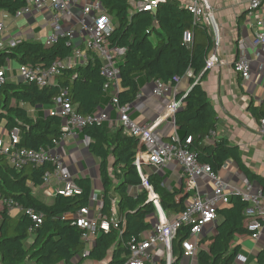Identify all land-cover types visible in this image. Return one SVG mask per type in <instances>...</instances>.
Returning a JSON list of instances; mask_svg holds the SVG:
<instances>
[{"label": "trees", "instance_id": "1", "mask_svg": "<svg viewBox=\"0 0 264 264\" xmlns=\"http://www.w3.org/2000/svg\"><path fill=\"white\" fill-rule=\"evenodd\" d=\"M99 1L112 25L107 37L108 48L125 49L118 65V104L130 105L134 101L139 92L137 80L140 76L147 81L167 83L173 77L183 78L190 72L188 92L176 97L183 106L173 116L174 125L180 143L185 144V140L190 138V144L186 145L189 152L200 164L209 165L216 173V152L232 153L235 149L224 139L215 141L212 146L202 143L215 130L217 123V113L201 86L207 72L204 69L205 58L214 47L211 31L204 25L194 24L192 15L177 0L162 1L152 12H133L131 0ZM25 5L24 0H0V11L12 15ZM185 31L192 32L189 44L183 42ZM71 52L72 45L67 44L64 38H58L48 46L43 42L22 41L0 50V66L11 60L21 66L48 68L53 63L64 61ZM100 63L94 57L84 65L63 68L56 78V85L43 88L34 83L5 81L0 87V128L7 133L13 129L19 131L18 148L32 151L53 148V140L62 137V119L41 113L43 109L52 107L53 100L61 92H66L76 113L81 116L95 114L110 105L111 96L103 89ZM25 106L36 110L38 116L31 118ZM251 112L256 119L263 118L264 104L251 106ZM80 133L90 140L88 151L99 161L101 214L110 216V199L114 196L117 199V216L124 219L117 228L110 226L107 232L100 231L81 261L124 264L130 255L129 243L140 240L141 234L151 230L148 219L155 214V207L148 201L144 190L129 194L130 188L141 185L134 166L138 141L127 135L123 128L111 129L103 122L87 125ZM237 164L246 179L256 182L264 194V178L252 174L239 158ZM52 169L50 163H44L39 167L27 165L17 170L4 156H0V200H11L22 210L18 218H12L8 215V207L3 205L0 213V264H71L72 259L81 254L83 231L77 227L74 216L90 204L91 180L87 177L75 179L81 190L78 195H57L47 200L40 194H34L33 188L41 187L43 174ZM147 181L165 213H180L191 198L183 182L178 190L167 191L161 186L163 178L158 174L149 175ZM248 206L239 195L232 194L227 206L217 209L219 223L207 249L198 251V264H250L236 261L241 248L233 246L236 236L250 235L243 216ZM30 214L40 215L41 223L35 224ZM187 230L180 229L173 240L175 261L172 264L180 262V246ZM252 264H264V248L257 252Z\"/></svg>", "mask_w": 264, "mask_h": 264}, {"label": "built area", "instance_id": "2", "mask_svg": "<svg viewBox=\"0 0 264 264\" xmlns=\"http://www.w3.org/2000/svg\"><path fill=\"white\" fill-rule=\"evenodd\" d=\"M26 5L12 14L17 19L34 11L43 9L49 12L50 34L44 41L45 45L54 44L58 38L67 40V44L72 45L71 55L60 63H53L48 68L29 67L18 65L17 73L25 83H34L40 88L56 85L55 79L60 75L63 68H75L83 63H87L94 57L101 63L100 73L104 79L103 89L111 96V103L108 108L117 111L118 122L124 132L135 137L138 141L134 160V166L141 179V190L147 194L148 201L155 207L156 222L153 230L140 240H132L129 243L130 255L124 264H147L152 263V253L156 245H161L164 249L165 264H172V243L178 231L186 228V238L181 243L183 258L194 259L198 250L202 248L201 236L206 226H212L217 220V209L226 206L232 194L239 195L249 206L244 210L243 216L247 220V231L249 237L257 241L260 239L264 224V194L262 189L251 182H247L242 191L229 192L227 185L220 180L209 165L200 164L194 154L189 152L186 145L191 139L185 140L181 144L177 133L173 131L172 142L164 144L153 134V127H140L136 125L128 115L130 105L120 106L117 101L119 92V70L118 65L124 56L123 48H108L107 37L111 33L112 25L109 16L102 9L99 0H24ZM165 0H134L132 8L137 11L152 12L156 6ZM248 5L245 16V23L253 29L252 46L264 52V0H243ZM185 9L192 15L193 23L206 26L214 36V46L218 44V27L214 19V10L208 0H190ZM89 17L91 24H86ZM76 27H79L76 29ZM5 26L0 22V49L3 47V37ZM80 41V46L74 45L75 40ZM192 39L191 31L183 33V42L189 44ZM20 42L11 41V47ZM10 62V61H9ZM9 62L6 61L0 66V87L6 81V72L10 69ZM217 64V57L214 52L205 59V69L210 70ZM233 70L243 79H248L250 75V62L243 53H239L233 64ZM180 78L173 77L169 82L163 83L159 80L152 81L150 90L151 96L163 98L178 84ZM141 95L135 96L134 102L140 100ZM183 106L181 100H172L166 106L165 116L173 117L175 112ZM50 116L62 119L61 132L62 140L65 137L75 136L78 130L87 125L102 123L107 121L105 113H95L89 116H81L76 113L75 107L67 98L66 92H61L54 100L52 107L48 110ZM257 138H264V118L257 121L255 128ZM59 141L53 140V146H57ZM19 131L13 129L6 134V139H0V156H4L9 165L17 170L27 165L36 167L44 163H50L52 171L46 172L42 178L43 186H51L52 182L62 186L55 189H48L49 193L72 197L80 193V189L75 185L72 176L69 174L63 162L58 156L51 153L53 148L32 151L18 148ZM203 144L212 146L215 143V134L211 131L204 139ZM171 163H177L182 167V178L186 192L191 194V198L185 204L184 210L178 214L167 218L161 210L158 196L153 191L147 181V177L142 173V166L148 165L156 171H161ZM196 178H205L211 183V194H203ZM163 186V185H161ZM113 205L115 204L112 201ZM3 204L12 207L11 200H4ZM14 206V205H13ZM89 209H81L74 219L82 233V241L90 247L100 231L107 232L110 226L117 228L119 221L113 215L110 219L98 214L96 219H90ZM114 213V211H113ZM35 224L41 223V216L30 214ZM122 221H124L122 219ZM37 226V225H36ZM35 226V227H36ZM208 246V245H207ZM240 263H245L246 258L238 256Z\"/></svg>", "mask_w": 264, "mask_h": 264}, {"label": "crops", "instance_id": "3", "mask_svg": "<svg viewBox=\"0 0 264 264\" xmlns=\"http://www.w3.org/2000/svg\"><path fill=\"white\" fill-rule=\"evenodd\" d=\"M133 1L134 0L130 1L131 9L133 12H137L132 8ZM189 1L190 0H181L179 2L185 8V5ZM208 2L214 10V19L218 27V44L216 47L214 46L212 48L208 55L214 52L217 57V64L210 70H206L204 64V69L207 72L201 82V86L207 93L211 107L217 113L216 128L213 130L215 141L224 139L228 145L235 149L232 153L223 150L216 152V160L218 163L216 175L227 185L229 192H238L249 181L240 171L237 158H239L252 174L264 178V138L259 139L255 135L257 121L261 118L256 119L251 112V106L259 107L264 104V53L262 50L254 48L251 44L253 29L248 27L245 23L248 5L243 0H208ZM27 15L29 16L26 18L25 15L15 19L6 11H0V22L3 23L6 29L3 37L2 49L10 48L11 45L9 43L11 41H37L44 43L47 36L50 34L49 12L47 10L39 12L33 10ZM78 28L79 27H76V29ZM73 44L79 46V48L82 47L78 39L75 40ZM239 53H243L250 62L251 72L248 79L241 78L240 75L233 70V64ZM9 61L10 69L6 72V81L18 82L14 80V73L18 76V65L14 61ZM13 63L16 65V69H12ZM84 64L86 63L82 65ZM8 72H10V74ZM186 75L187 76L180 78L178 84L174 86L167 96L157 99L150 95L152 81H147L143 76H140L137 80L139 85L138 93L141 95V98L139 101H133L130 104L128 112L129 118L140 127H153L154 136L164 144L172 142L171 136L173 131L177 133L173 117L165 116L164 112L170 101L177 99L176 97L178 95H185L188 92V76H190L191 73L187 72ZM25 107L31 118L35 119L38 116L36 110L29 107L27 108V106ZM44 110L49 109H43L41 114L44 113ZM96 113L106 114L107 121L103 123L108 128L113 129L114 127H121L118 122L117 111L114 108H108L107 106L104 109L98 110ZM81 130H78L75 136L65 137L60 141L57 140L59 143L57 146H53L54 148L51 150V153L58 156L63 162L69 174L72 176L74 183L75 179L78 178L87 177L91 180V201L89 206L85 208L90 211L88 217L96 219L98 214H101L102 204V187L98 173L99 161L89 153L88 144L90 140L81 135ZM6 134L7 131L1 127L0 139L5 140ZM143 167H152L143 165V175L148 178L149 175L158 174L163 178L162 187L167 191L178 190L182 182L184 183L182 178V167L177 163L167 165L162 169V172H158L152 168L154 172L146 173L143 171ZM115 183L116 181L114 179V184ZM251 183L259 186L256 182ZM198 185L203 194H211L212 186L207 179H199ZM59 186L61 187L62 184H59ZM59 186L54 183V181L51 186H43L42 181L41 187L33 188V193L36 195L40 194L41 198L49 200L57 195L49 193L48 189H55ZM184 189L186 191L185 185ZM139 191H141L140 186L130 188L129 194L135 195ZM97 195H100V201L99 203L96 202L97 204L94 203L95 206L93 205L92 208L93 200L97 198ZM112 201L115 202L114 205ZM116 201L117 199L114 196L110 199V216L101 215L106 216L107 219H110L114 215L119 222H124L117 216ZM3 205V202L0 200V213L3 209ZM13 205L12 207H8V215L12 218H18L22 214V210L14 203ZM77 214L74 216V219ZM165 215L170 219L174 216V213H165ZM148 220L152 228L148 232L141 234V238L145 237L146 234L153 230V225L156 222L155 217L151 215ZM218 220L219 218L217 217V222L214 225L206 226L205 230L207 235L204 234L201 236L203 245L200 249L206 250L211 243V239L215 234L216 225L219 223ZM31 239L32 236L28 239V244ZM235 239L236 243H234L233 246H240L241 248L239 256L246 258V261L250 264L254 263L257 252L264 248V224L259 240L254 241L248 235L242 237L236 236ZM94 241L90 247L83 242L84 248L81 254L73 258L71 264H91L90 261H81V259L92 248ZM152 258V263L147 264H160L162 261H164L165 264L164 249L161 245H156L152 253ZM236 261L239 262L238 260ZM26 264L33 263L28 262ZM179 264H198L197 256L194 259L183 258L181 256Z\"/></svg>", "mask_w": 264, "mask_h": 264}, {"label": "rangeland", "instance_id": "4", "mask_svg": "<svg viewBox=\"0 0 264 264\" xmlns=\"http://www.w3.org/2000/svg\"><path fill=\"white\" fill-rule=\"evenodd\" d=\"M177 1H181V0H177ZM45 9H43V10H41V11H44ZM29 15H27L26 14V16H25V18L26 17H28ZM86 24L87 25H90L91 24V22H90V19H89V17H87L86 19ZM264 53V52H263ZM8 62H9V60H7ZM12 69H16V65L13 63L12 64ZM250 72H251V65H250ZM9 74H10V72H8ZM14 80L15 81H19V82H21L22 81V78L20 77V76H16V73H14ZM150 95H151V93H150ZM151 97H153V96H151ZM154 98H156V97H154ZM157 99V98H156ZM139 101V100H138ZM46 114H48V110H44V113H43V115H46ZM143 171L144 172H149V173H152V172H154V169H152V168H150V167H143ZM160 172H162V170L160 171ZM115 178L117 177L116 175L114 176ZM199 179L200 178H196V182H198L199 183ZM240 191H242V188L240 189ZM99 201H100V195H97V198L95 199V200H93V203H92V208H93V205H94V203L95 204H97V203H99ZM97 202V203H96ZM95 206V205H94ZM91 219V218H90ZM217 222V221H216ZM207 235V232H206V230H204L203 231V235ZM234 243H236V239L233 241V244Z\"/></svg>", "mask_w": 264, "mask_h": 264}]
</instances>
